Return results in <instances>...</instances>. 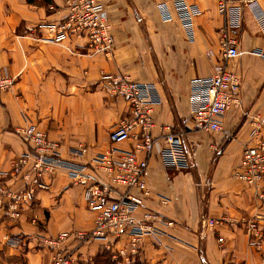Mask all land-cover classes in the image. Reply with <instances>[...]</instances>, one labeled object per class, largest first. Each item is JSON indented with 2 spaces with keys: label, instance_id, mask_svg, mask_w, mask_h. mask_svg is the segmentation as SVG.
I'll return each mask as SVG.
<instances>
[{
  "label": "crops",
  "instance_id": "obj_1",
  "mask_svg": "<svg viewBox=\"0 0 264 264\" xmlns=\"http://www.w3.org/2000/svg\"><path fill=\"white\" fill-rule=\"evenodd\" d=\"M247 1L233 0L241 7V25L232 33L240 54L228 62L241 78L239 101L224 113L220 132L204 133L189 129L191 87L213 72L220 57L223 17L217 0H187L201 10L193 40L176 19H160L158 6L168 0H104L115 41L110 56L94 53L84 39H43L47 34L38 24L65 14L60 0H0V66L14 77L0 102V173L7 178L15 158L31 150L20 132L22 112L58 143L62 159L88 171L93 158L112 145L110 131L128 115L125 100L103 88L101 73L153 83L160 99L152 115L157 141L146 170L148 192L132 191L141 203L137 214L145 209L159 214L160 232L145 236L136 253L126 236L80 243L73 233L90 229L96 212L85 203L84 185L60 170L36 190L19 220L0 213V262L50 264L43 238L67 233L63 247L81 264H102L104 257L108 264H264V180L257 190L232 175L243 145L256 141L250 136L254 116L264 112V58L256 53L264 51V34ZM258 2L264 9V0ZM161 125L184 132L190 167L163 163ZM77 148L81 155L71 153ZM258 214L262 242L255 246L240 219ZM205 218L223 220L208 227ZM7 237H18L20 244L11 245Z\"/></svg>",
  "mask_w": 264,
  "mask_h": 264
},
{
  "label": "built area",
  "instance_id": "obj_2",
  "mask_svg": "<svg viewBox=\"0 0 264 264\" xmlns=\"http://www.w3.org/2000/svg\"><path fill=\"white\" fill-rule=\"evenodd\" d=\"M60 1L65 14L59 19L38 24V28L47 34L43 39L54 43L72 37L84 39L94 53L110 56L115 41L104 0ZM168 1L158 6L160 19H176L193 40L194 20L201 10L187 0ZM245 4L264 34L263 7L258 0H248ZM56 7L54 3L49 6L51 10ZM217 8L223 17L219 35L220 57L213 72L195 79L191 87L189 129L204 133L222 130V117L238 103L241 84L240 76L228 65L229 60L240 54L232 33L241 25V7L234 5L233 0H217ZM256 53L264 58V51ZM100 80L107 93L124 99L128 104V115L110 131L112 145L93 158L87 171L85 165L62 159L58 143L38 127L30 114L22 112L20 132L31 150L15 158L8 178L0 173V213L11 220H19L36 190L45 187L46 179L52 174L64 170L72 177L73 183L84 185L85 203L96 212L92 227L77 230L72 236L80 243L95 238L126 236L130 252L136 253L145 236L160 232L156 225L160 220L159 214L151 209L137 214L141 203L132 192L134 189L148 192L146 170L157 141L153 134L156 124L152 115L154 105L160 99L153 83L137 81L125 73H101ZM13 82L14 77L8 68L0 66V102L1 94L10 89ZM134 126L138 127L136 134L132 132ZM160 129L164 141L160 150L163 163L175 169L190 167V153L182 140L184 132L173 131L168 125H161ZM250 136L256 141L243 145L240 166L232 175L258 190L264 180V112L254 116ZM132 139L137 140L132 148L121 146ZM71 153L81 155L83 149H73ZM258 196L262 198L261 194ZM259 219V214L240 219L251 237V244L255 246L262 242ZM222 220L205 218L203 225L214 227ZM68 238L67 233L43 238L44 245L52 253L50 264H81L69 249L63 247ZM20 241L18 237H7V242L14 246Z\"/></svg>",
  "mask_w": 264,
  "mask_h": 264
},
{
  "label": "rangeland",
  "instance_id": "obj_3",
  "mask_svg": "<svg viewBox=\"0 0 264 264\" xmlns=\"http://www.w3.org/2000/svg\"><path fill=\"white\" fill-rule=\"evenodd\" d=\"M170 31V33L169 34H171V36L174 38V37H176L175 36V33L173 32V30H169ZM13 84H14V82H13ZM12 87V86H11ZM11 87H10V89H11ZM9 90V89H8ZM7 90V91H8ZM6 92V91H5ZM104 260H105V258H103V259H101V261H103L104 262Z\"/></svg>",
  "mask_w": 264,
  "mask_h": 264
},
{
  "label": "trees",
  "instance_id": "obj_4",
  "mask_svg": "<svg viewBox=\"0 0 264 264\" xmlns=\"http://www.w3.org/2000/svg\"><path fill=\"white\" fill-rule=\"evenodd\" d=\"M30 1V0H29ZM105 258V257H104ZM102 264H108V260L105 258L104 262L102 261Z\"/></svg>",
  "mask_w": 264,
  "mask_h": 264
}]
</instances>
